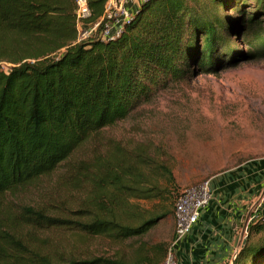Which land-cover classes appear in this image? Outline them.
I'll list each match as a JSON object with an SVG mask.
<instances>
[{
  "label": "trees",
  "instance_id": "obj_1",
  "mask_svg": "<svg viewBox=\"0 0 264 264\" xmlns=\"http://www.w3.org/2000/svg\"><path fill=\"white\" fill-rule=\"evenodd\" d=\"M76 1L0 0V264H162L165 245L144 238L180 195L167 165L113 142L70 158L155 89L264 60V0H143L111 39L107 0H85L81 23L102 20L79 42ZM60 166L67 195L51 209L8 200ZM44 232L128 250L76 256ZM245 239L228 264H264V214Z\"/></svg>",
  "mask_w": 264,
  "mask_h": 264
},
{
  "label": "rangeland",
  "instance_id": "obj_2",
  "mask_svg": "<svg viewBox=\"0 0 264 264\" xmlns=\"http://www.w3.org/2000/svg\"><path fill=\"white\" fill-rule=\"evenodd\" d=\"M245 2L252 7L254 0ZM90 27L81 23L78 33ZM109 142L127 150L146 147L150 156L171 170L176 194L230 172L247 168L257 171V165L264 169V60L240 63L218 75H200L155 89L148 99L135 105L126 119L104 128L81 146L69 163L87 160L94 151L104 153ZM65 170L60 166L56 173L17 191L8 200L16 205L51 209L67 195L66 190L56 186ZM259 186L253 197L258 210L264 203V180ZM71 193L68 202L73 205L81 195ZM253 211L251 215L258 212L255 207ZM174 231L172 215L152 229L144 241L165 245L167 250ZM41 235L50 236L52 242L76 256L128 250L125 245H110L98 238L82 241L68 234Z\"/></svg>",
  "mask_w": 264,
  "mask_h": 264
},
{
  "label": "crops",
  "instance_id": "obj_3",
  "mask_svg": "<svg viewBox=\"0 0 264 264\" xmlns=\"http://www.w3.org/2000/svg\"><path fill=\"white\" fill-rule=\"evenodd\" d=\"M143 0H131L126 8L131 15ZM117 27L114 28L117 31ZM260 165L230 172L210 180V200L196 224L175 246L177 264H228L244 245L259 204L253 197L264 180ZM259 195V194H258ZM258 212L251 215L253 208Z\"/></svg>",
  "mask_w": 264,
  "mask_h": 264
},
{
  "label": "built area",
  "instance_id": "obj_4",
  "mask_svg": "<svg viewBox=\"0 0 264 264\" xmlns=\"http://www.w3.org/2000/svg\"><path fill=\"white\" fill-rule=\"evenodd\" d=\"M131 0H107L102 19L107 23L100 33L102 39H111L116 36L122 25L129 21L132 16L126 6ZM76 19L77 24L89 17V10L85 0L76 1ZM101 19V20H102ZM101 20L93 24L88 30L77 35V42L87 39L92 35ZM117 27V31L114 28ZM210 200V181L190 187L180 193L177 197L173 218L175 223L174 237L169 245L165 259L162 264H177L175 257V246L181 241L198 221L200 212L208 205ZM264 214V208H263Z\"/></svg>",
  "mask_w": 264,
  "mask_h": 264
},
{
  "label": "water",
  "instance_id": "obj_5",
  "mask_svg": "<svg viewBox=\"0 0 264 264\" xmlns=\"http://www.w3.org/2000/svg\"><path fill=\"white\" fill-rule=\"evenodd\" d=\"M263 206H264V203H263ZM234 257H235V255H234ZM234 257H233V259H234ZM233 259H232V260H233Z\"/></svg>",
  "mask_w": 264,
  "mask_h": 264
}]
</instances>
